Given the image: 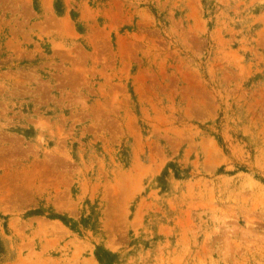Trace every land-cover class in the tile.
Returning <instances> with one entry per match:
<instances>
[{
    "label": "rangeland",
    "instance_id": "374dc122",
    "mask_svg": "<svg viewBox=\"0 0 264 264\" xmlns=\"http://www.w3.org/2000/svg\"><path fill=\"white\" fill-rule=\"evenodd\" d=\"M0 264H264V0H0Z\"/></svg>",
    "mask_w": 264,
    "mask_h": 264
}]
</instances>
